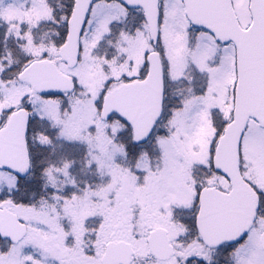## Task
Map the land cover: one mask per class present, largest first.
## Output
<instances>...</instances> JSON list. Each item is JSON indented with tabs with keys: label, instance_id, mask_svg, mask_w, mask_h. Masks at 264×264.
Segmentation results:
<instances>
[{
	"label": "snow or ice",
	"instance_id": "1",
	"mask_svg": "<svg viewBox=\"0 0 264 264\" xmlns=\"http://www.w3.org/2000/svg\"><path fill=\"white\" fill-rule=\"evenodd\" d=\"M0 264H264V0H0Z\"/></svg>",
	"mask_w": 264,
	"mask_h": 264
}]
</instances>
